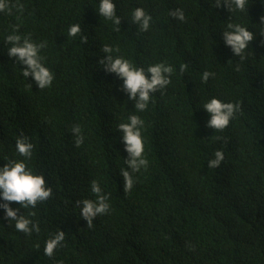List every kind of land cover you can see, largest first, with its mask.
I'll list each match as a JSON object with an SVG mask.
<instances>
[{"label": "trees", "instance_id": "obj_1", "mask_svg": "<svg viewBox=\"0 0 264 264\" xmlns=\"http://www.w3.org/2000/svg\"><path fill=\"white\" fill-rule=\"evenodd\" d=\"M115 2L119 26L99 14V0H7L0 11V166L23 159L16 140L25 137L34 145L28 165L53 189L35 208L11 202L39 223L38 233L17 231L0 208V264H264V0L234 14L214 0ZM137 6L154 18L148 31L131 21ZM177 7L184 21L169 15ZM229 22L256 33L243 59L224 43ZM75 23L81 33L68 36ZM14 30L47 42L41 55L55 73L50 87L39 89L8 55L5 37ZM104 45L137 66L176 69L143 112L99 63ZM206 71L213 75L204 81ZM212 96L240 104L224 129L208 127L202 104ZM132 114L144 121L149 163L125 192L128 154L117 126ZM217 149L224 160L209 168ZM93 180L110 194V209L88 226L77 202L95 198ZM59 230L65 240L45 255Z\"/></svg>", "mask_w": 264, "mask_h": 264}, {"label": "clouds", "instance_id": "obj_2", "mask_svg": "<svg viewBox=\"0 0 264 264\" xmlns=\"http://www.w3.org/2000/svg\"><path fill=\"white\" fill-rule=\"evenodd\" d=\"M215 6H224L232 14L244 12L248 8L249 0H214ZM7 0H0V11L8 9ZM99 14L111 20L114 25L119 26L121 17L116 11L115 0H99ZM169 15L178 21L186 19L182 8L170 10ZM131 21L138 26L140 31H148L153 24V16L142 6L132 10ZM264 23V17H261ZM82 31L79 23L72 24L68 29V36L75 37ZM264 35V28L260 29ZM226 46L230 47L235 56L244 58L249 43L253 41L256 33L250 30L249 25L229 22L222 33ZM86 42L87 37L82 36ZM5 41L11 46L8 48V55L16 57L18 62L25 65L21 69L24 77L31 76L39 89L50 87L55 79L54 71L44 63L41 55L42 49L47 46L46 41H34L30 36H22L17 31H12L5 37ZM104 55L99 63L104 70L116 74L122 81V88L130 100L135 101V109L143 112L152 101L153 94L165 89L171 83V75L176 69L166 63L158 62L147 67L137 66L131 60L121 55H114L118 49L111 45H104ZM187 69L186 64L180 66V71ZM213 74L204 72L202 79L207 81ZM203 108L209 113L208 127L215 130L226 128L235 114L240 110V104L225 101L220 97L212 96L203 104ZM144 121L135 114L129 115L127 122L118 124L117 129L122 132L124 150L127 158L124 159L126 167L120 169L124 178L125 192L130 191L135 183L134 174L148 166V159L145 155V140L142 135ZM75 137V144L80 146L84 143L85 136L79 125L71 129ZM34 145L25 137H18L16 140V151L23 159H6L7 163L0 166V208L4 209L5 217L11 222L15 221V229L24 233L39 232L38 222H34L29 216L20 213V208L11 206V202H20L21 206L35 208L38 202L46 201L52 195L53 189L48 184L43 173L37 172L27 163L33 155ZM224 160V152L217 149L214 158L208 160L209 168L218 167ZM91 192L95 198H85L78 201L80 215L87 220L88 226L92 225L94 218L106 213L110 209L109 197L97 180L91 182ZM35 213H32L34 215ZM65 231L59 230L50 237L44 246V254L52 256L54 251L65 240Z\"/></svg>", "mask_w": 264, "mask_h": 264}]
</instances>
